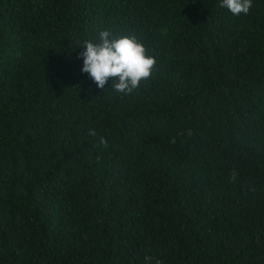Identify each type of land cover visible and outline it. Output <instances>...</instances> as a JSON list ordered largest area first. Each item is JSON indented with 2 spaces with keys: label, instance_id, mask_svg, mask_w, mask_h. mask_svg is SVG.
I'll return each mask as SVG.
<instances>
[{
  "label": "trees",
  "instance_id": "1",
  "mask_svg": "<svg viewBox=\"0 0 264 264\" xmlns=\"http://www.w3.org/2000/svg\"><path fill=\"white\" fill-rule=\"evenodd\" d=\"M104 29L133 94L81 71ZM157 259L264 264V0H0V264Z\"/></svg>",
  "mask_w": 264,
  "mask_h": 264
},
{
  "label": "clouds",
  "instance_id": "2",
  "mask_svg": "<svg viewBox=\"0 0 264 264\" xmlns=\"http://www.w3.org/2000/svg\"><path fill=\"white\" fill-rule=\"evenodd\" d=\"M220 6L227 8L233 15H247L252 7V0H220ZM83 58L81 71L87 73L101 90L109 78L116 93L130 95L138 91L142 81H147L153 75L157 59L154 55L147 54L146 47L135 35L114 37L110 30L98 32V41L85 40L81 46ZM187 136L193 135L191 130H186ZM183 135L184 133H180ZM90 135L95 136L94 129ZM175 143V138L171 140ZM99 144L107 148L105 138L99 139ZM237 172L231 173V181L235 182ZM152 257H145L150 262ZM156 264H162L159 259Z\"/></svg>",
  "mask_w": 264,
  "mask_h": 264
}]
</instances>
